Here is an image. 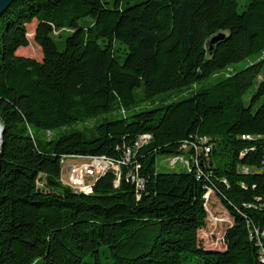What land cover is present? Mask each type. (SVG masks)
<instances>
[{
  "label": "trees",
  "instance_id": "16d2710c",
  "mask_svg": "<svg viewBox=\"0 0 264 264\" xmlns=\"http://www.w3.org/2000/svg\"><path fill=\"white\" fill-rule=\"evenodd\" d=\"M31 24L40 60L17 54ZM1 128L0 264H264V0H15ZM185 145L197 162L157 170ZM128 150L116 188L112 172L78 193L59 181L63 158ZM208 192L229 218L217 240L200 232Z\"/></svg>",
  "mask_w": 264,
  "mask_h": 264
},
{
  "label": "rangeland",
  "instance_id": "374dc122",
  "mask_svg": "<svg viewBox=\"0 0 264 264\" xmlns=\"http://www.w3.org/2000/svg\"><path fill=\"white\" fill-rule=\"evenodd\" d=\"M246 0H237L238 3V9L241 10L243 7V4L245 3ZM33 30H34V24H31L28 26V36L30 39V44L28 47H20L17 50V54L19 55H23V56H29V57H33L35 59L40 60L41 59V49L40 47L35 44L32 41L33 38ZM249 59L245 60L237 65H234L233 68L234 69H240L242 67H244L246 64L249 63ZM249 93L246 94V96H248ZM142 107H146L149 108L151 107L150 105H142ZM130 113V112H129ZM117 114L115 113H110L104 116H100L99 118L96 119V121H100L101 119H103L104 117H107L109 119H113ZM120 115V114H118ZM95 123V120L89 121L86 125H80L77 124L75 125V129L77 130H82L84 128H89L90 126H92V124ZM62 130H57L55 132H52V136L53 138H55L58 134L61 133ZM68 130V129H67ZM37 134H42L43 132H37ZM46 137H50V133H45ZM185 147V148H184ZM183 147V154L180 156H183L184 158L182 159H173V156H169V155H161L158 154L156 155L155 158V163H156V168L158 171H183L184 169H187V164H188V160L187 156L184 153L188 154L187 151V147L186 145ZM72 160L67 159L65 160V164H69ZM171 161L170 163L172 165H168V162ZM171 166V167H170ZM68 169L64 168L62 171L63 176H66ZM40 179H42V175L39 176ZM95 178V177H94ZM66 180V179H63ZM38 186H42V183H38ZM205 199H206V209H207V213H208V220H207V227L203 230H201V234L207 238L209 236V238L214 237L217 239H219L220 235L222 234V231L224 229L225 224L229 223V218L225 212V210L223 209V207L220 205V203L217 201L216 198H214V196L212 195V193H207L205 195ZM214 241L213 244L215 245H220L219 242ZM36 264H44L42 262V260L38 261Z\"/></svg>",
  "mask_w": 264,
  "mask_h": 264
},
{
  "label": "built area",
  "instance_id": "2783aa9c",
  "mask_svg": "<svg viewBox=\"0 0 264 264\" xmlns=\"http://www.w3.org/2000/svg\"><path fill=\"white\" fill-rule=\"evenodd\" d=\"M245 139H252L250 136L243 137ZM207 142L206 138H201L200 143L203 145V147L194 148L195 152L199 154L202 149L205 151H208L209 148H205V143ZM144 136H142L136 143V146L144 145ZM188 148V147H187ZM190 150L188 148V155L191 156ZM182 159L183 156H175L173 159ZM70 159L72 160L69 164H65V160ZM191 159L194 162H197V158L191 156ZM132 161V151L128 150L124 153L123 157L120 160H111V164H104L102 160H100V157L95 156H89V157H82V156H69L66 158H63L61 160V171L59 176L60 179H67V186L71 189L80 192V187L82 186H93L95 181L101 177L102 175L106 174L107 172H112L115 175L114 180V188L118 187L120 184V180L122 177V170L121 166L128 165ZM171 161L168 162V165ZM170 165H172L170 163ZM171 167V166H170ZM189 167V160L187 164V170ZM64 168H67V174L66 176H63L62 171ZM138 165L135 166V169L137 170ZM95 177V178H94ZM126 179H130L131 181L135 182V188H136V196H140V192L144 188V180L141 176L138 175L137 171H134L133 173H127ZM210 193V192H208ZM206 195V194H205ZM204 195V198H205ZM206 203V199H205ZM204 203V205H205ZM206 207V205H205Z\"/></svg>",
  "mask_w": 264,
  "mask_h": 264
},
{
  "label": "water",
  "instance_id": "95a60500",
  "mask_svg": "<svg viewBox=\"0 0 264 264\" xmlns=\"http://www.w3.org/2000/svg\"><path fill=\"white\" fill-rule=\"evenodd\" d=\"M13 1L15 0H0V17ZM222 36V33H217L209 39V41L207 42L209 50L213 48V45L217 43L222 38ZM0 135H2V128L0 130ZM74 193L78 192L74 190Z\"/></svg>",
  "mask_w": 264,
  "mask_h": 264
},
{
  "label": "bare ground",
  "instance_id": "6f19581e",
  "mask_svg": "<svg viewBox=\"0 0 264 264\" xmlns=\"http://www.w3.org/2000/svg\"><path fill=\"white\" fill-rule=\"evenodd\" d=\"M182 149H183V148H182ZM100 160H102V162H103L104 164H111V160L106 159V158H104V157H100ZM60 182H61L63 185H66V186H67V179H66V180L60 179ZM89 187H91V186H82V187H80V191L85 190V189H87V188H89Z\"/></svg>",
  "mask_w": 264,
  "mask_h": 264
}]
</instances>
